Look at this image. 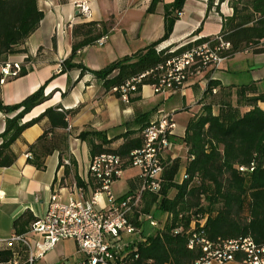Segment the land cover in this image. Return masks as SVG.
Here are the masks:
<instances>
[{
	"label": "crops",
	"instance_id": "1",
	"mask_svg": "<svg viewBox=\"0 0 264 264\" xmlns=\"http://www.w3.org/2000/svg\"><path fill=\"white\" fill-rule=\"evenodd\" d=\"M80 1H86L89 5L90 15L87 18L78 12L76 3ZM172 1L161 0L154 11L148 12L150 0H37L39 9L43 11L38 27L19 45L23 51L5 57V60H19L24 55L28 56L26 73L0 84V96L4 103H17L43 85V93L47 98L35 105L21 121L37 117L46 108L52 107L57 111H66L67 124L51 127L48 116H43L27 126L11 144L15 159L9 166H0V237L8 238L15 233L13 221L25 211L35 217L42 215L54 192L60 195L62 201L69 197L90 198L93 188L86 179L91 158V136L83 139L78 136L81 131H100L106 138L111 139L109 146L116 148L125 140L141 137L142 128L158 117L161 111L172 113L175 122L174 112L190 107L183 99L178 104L168 105V97L181 92L184 98L186 90L195 87V107L190 113V119L200 110L202 103L198 101L208 80L213 79L219 82V85L213 87V93L222 87H231L233 104L237 100L236 90L245 85L254 87V90L246 91L245 97L258 94L264 96V51L253 53L248 49L226 57L218 67L209 66L201 70L181 91L155 93L149 84H143L139 91L129 92L127 99L112 91H105L101 81L91 73L80 75L79 68L58 71L61 62L71 53V30L74 25L90 20L111 21L103 44L94 42L85 45L73 58L74 62H81L92 70H99L159 39L164 32V5ZM213 4L207 12V0H185L171 33L159 46L177 45L202 36L215 37L221 29L223 18L232 14V7L229 0H214ZM237 55H242L239 63L234 61ZM245 97L239 105L241 112L251 107L243 103ZM256 105L264 110V98L258 100ZM212 111L217 113L218 106L213 105ZM5 118L6 114L0 111V132L4 130ZM186 125L179 127L175 124V131L171 136L172 147L166 152V162L174 158L180 161L181 172L179 176L177 172L174 178L177 183L182 182L185 175L187 147L182 138ZM45 129H49L46 138L39 140ZM92 139L98 141L97 137ZM176 141L183 145V158L174 152ZM30 144L33 146L29 149ZM65 159L69 160V164L63 163ZM40 160L42 166L39 167L37 164ZM138 180V169L127 167L112 183V192L119 197L134 189ZM169 191V197L176 192L174 188ZM100 201L103 203L104 198ZM149 210L155 217H163L157 201L150 205ZM145 222L147 221L141 223L144 234ZM154 231L155 228H152L148 234ZM24 233L34 255L31 264L36 261L38 264H74L81 258L72 238L59 240L39 255V249L34 246V242L41 241L42 236L28 230ZM22 245L24 244L21 242L16 243L18 248ZM25 247L21 264H29L26 262L28 251L27 246ZM215 264L239 263L226 261Z\"/></svg>",
	"mask_w": 264,
	"mask_h": 264
},
{
	"label": "trees",
	"instance_id": "2",
	"mask_svg": "<svg viewBox=\"0 0 264 264\" xmlns=\"http://www.w3.org/2000/svg\"><path fill=\"white\" fill-rule=\"evenodd\" d=\"M161 0H150L148 12L155 10ZM185 0H173L164 5L163 35L147 44L138 51L124 55L99 70H92L73 58L85 45L94 43L98 38L107 34L111 27L109 20H90L72 27L71 53L61 62L60 72L71 68H79L80 75L91 73L101 81L105 91H112L121 96L113 87L124 84L127 80L145 73L137 83V92L143 84L158 82L165 70L168 60L179 56L191 47L211 40L213 46L220 42H228L227 48H221V54L229 57L236 52L251 50L253 53L264 51V0H229L232 14L223 18L221 29L215 37L202 36L193 41L180 44L159 46L168 38L173 24L181 11ZM214 0H207V12ZM223 1V0H219ZM217 6V5H215ZM43 11L39 9L37 0H0V63L5 61L8 54L21 52L19 45L38 27ZM24 59L18 76L26 73ZM148 72V73H146ZM219 85L217 80H208L199 103L200 110L187 122L182 141L187 147L185 175L182 182L174 181L180 161L174 158L165 161L163 184L159 196L149 195L145 202L144 211H148L152 203L158 202L160 210L195 209V215H205L206 235L216 237L236 238L251 236L255 242L264 243V110L256 105L264 98L263 94L245 97L246 91L254 90L252 85H245L236 90V104L232 103L231 87H222L216 93L212 88ZM41 85L21 101L13 104L4 103L0 96V111L6 114L5 127L0 132V166H9L15 159L11 144L29 125L43 116H48L51 127L67 124L66 111H57L52 107L46 108L39 116L22 122V118L35 105L44 101L47 96ZM251 105L243 112L239 105ZM217 105L214 113L212 106ZM49 129H45L39 140L45 139ZM79 137L89 138L91 156L100 152H128L139 147L140 136L125 140L116 148H111V139L100 131H81ZM92 137H97L94 141ZM33 144L29 145V149ZM50 151V150H48ZM42 166V160L37 164ZM243 166L244 169L239 167ZM171 188L175 194L169 197ZM37 217L25 211L13 221L17 234L26 232ZM188 219H185L186 225ZM170 225L163 231L150 234L145 243L138 245V251L144 258L151 257L156 264H184L201 254L200 249L190 250L186 247L184 235L172 234ZM12 246L0 248V264L22 253L26 247Z\"/></svg>",
	"mask_w": 264,
	"mask_h": 264
},
{
	"label": "built area",
	"instance_id": "3",
	"mask_svg": "<svg viewBox=\"0 0 264 264\" xmlns=\"http://www.w3.org/2000/svg\"><path fill=\"white\" fill-rule=\"evenodd\" d=\"M76 6L79 14L84 18L89 17L90 10L86 1L77 2ZM105 40L106 34L95 42L103 44ZM210 41H204L168 60L158 82L149 84L153 92L181 91L201 70L209 66L218 67L226 58L221 54V48H227L229 43L220 42L212 46ZM26 57L24 55L19 60L7 59L0 63V84L19 75ZM60 70L61 65L58 68L59 72ZM144 75L145 73L133 77L112 90L119 91L121 97L127 99V94L136 91L137 83ZM212 92H215V88H212ZM174 131L172 113L161 111L158 117L142 128L139 147L131 149L128 154L100 152L91 156L86 179L93 188L90 198L69 197L62 201L60 195L54 192L46 211L30 224L28 232L42 236L41 241L34 242L39 255L59 240L72 238L81 254V258L74 264H156L153 258H144L138 251V245L145 243L150 235L144 234L141 228V223L148 221L155 231H163L170 225L172 234L184 235L188 249H200L199 256L184 264H215L226 261L264 264V243L259 244L248 235L236 238L218 236L211 239L205 232L206 216L195 215L194 208L177 209L176 212L163 210L161 219L155 217L150 210H143L149 195L160 194L166 152L172 147L171 136ZM63 163L69 164V160L65 159ZM127 167L138 169L139 180L134 189L117 197L111 186ZM239 168L244 169L243 166ZM1 197L0 192V199ZM101 198H104L103 203ZM186 218L188 222L185 225ZM24 235L25 233H13L8 238L0 237V248L12 246L14 242L23 243L28 251L26 262L31 264L34 255ZM19 256V253L14 254L6 264H21Z\"/></svg>",
	"mask_w": 264,
	"mask_h": 264
},
{
	"label": "rangeland",
	"instance_id": "4",
	"mask_svg": "<svg viewBox=\"0 0 264 264\" xmlns=\"http://www.w3.org/2000/svg\"><path fill=\"white\" fill-rule=\"evenodd\" d=\"M234 61L238 62V63L241 62L242 61V55H237L235 57ZM195 92H196L195 87H190L186 90L184 98L181 96V94H180L181 92L175 93L172 96L168 97V100H167L168 105L178 104L183 99V101H185V103L187 105H189V107H190L188 109H181V110H177L176 112H174L175 124H177V126H179V127H184L186 125L191 111L194 110L195 105L193 102H194V98H195ZM174 152L179 154L181 156V158H183L184 149H183V145L181 143H179V141H176V147H175ZM181 169H182V167L179 168L177 176H179ZM169 192H171V191H169ZM144 226H145V234H148L149 232H151L152 227L148 221L145 222ZM34 264H38L37 261Z\"/></svg>",
	"mask_w": 264,
	"mask_h": 264
}]
</instances>
